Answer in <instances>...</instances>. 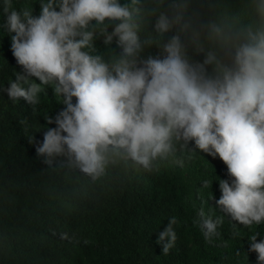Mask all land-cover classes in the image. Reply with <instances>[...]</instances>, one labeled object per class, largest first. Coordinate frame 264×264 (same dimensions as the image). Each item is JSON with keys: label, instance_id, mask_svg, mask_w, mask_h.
<instances>
[{"label": "clouds", "instance_id": "obj_1", "mask_svg": "<svg viewBox=\"0 0 264 264\" xmlns=\"http://www.w3.org/2000/svg\"><path fill=\"white\" fill-rule=\"evenodd\" d=\"M39 4L0 0V144L4 172L36 157L59 181L42 190L85 189L92 226L50 264H249L215 252L230 224L264 264V0L248 19L221 0Z\"/></svg>", "mask_w": 264, "mask_h": 264}, {"label": "trees", "instance_id": "obj_2", "mask_svg": "<svg viewBox=\"0 0 264 264\" xmlns=\"http://www.w3.org/2000/svg\"><path fill=\"white\" fill-rule=\"evenodd\" d=\"M120 2L123 4L126 0ZM221 5L240 13L244 19L249 18L246 0H221ZM13 7L32 8L40 7V4L39 0H13ZM3 20L4 17L0 13V24ZM6 42L7 36L0 27V46ZM98 43L101 47L105 46L102 42ZM159 52L160 49L153 45L151 49L146 50L145 55L149 53L157 55ZM191 55L194 59L203 61L205 53L192 52ZM12 77L13 73L0 64V104L5 102L3 86ZM6 157V148L0 144V264H50L52 254L56 250L54 243L63 239L72 230L73 225L86 230L92 226L89 210L78 205L85 201V189L73 179L68 186L44 191L41 189L42 185L46 183L56 185L55 183L59 181L53 179L49 170L45 168L39 170L42 165L36 157L30 158L28 163L14 172L12 170L4 172ZM218 169L219 166L213 165L208 169L213 183L210 188L215 192L220 191L218 180L222 178ZM35 195H38L37 201ZM74 208L80 209L69 213ZM238 229L240 228L233 224L225 228L224 236L215 252L234 255L245 263L257 264V258L248 251L249 234L239 235ZM58 250L62 254L60 257L66 258L69 264L79 263V255L76 252L69 253L73 250L68 251L65 248ZM13 252L21 262L12 261Z\"/></svg>", "mask_w": 264, "mask_h": 264}]
</instances>
